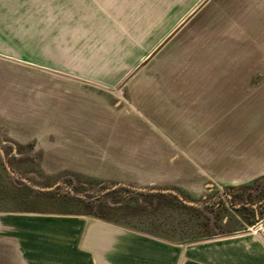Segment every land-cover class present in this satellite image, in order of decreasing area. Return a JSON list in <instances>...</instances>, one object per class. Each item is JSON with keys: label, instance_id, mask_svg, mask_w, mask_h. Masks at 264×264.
I'll return each instance as SVG.
<instances>
[{"label": "rangeland", "instance_id": "obj_1", "mask_svg": "<svg viewBox=\"0 0 264 264\" xmlns=\"http://www.w3.org/2000/svg\"><path fill=\"white\" fill-rule=\"evenodd\" d=\"M203 1L0 0V213L264 242V0H208L141 65Z\"/></svg>", "mask_w": 264, "mask_h": 264}, {"label": "crops", "instance_id": "obj_2", "mask_svg": "<svg viewBox=\"0 0 264 264\" xmlns=\"http://www.w3.org/2000/svg\"><path fill=\"white\" fill-rule=\"evenodd\" d=\"M245 236L179 243L96 218L0 213V264H264L263 240Z\"/></svg>", "mask_w": 264, "mask_h": 264}, {"label": "water", "instance_id": "obj_3", "mask_svg": "<svg viewBox=\"0 0 264 264\" xmlns=\"http://www.w3.org/2000/svg\"><path fill=\"white\" fill-rule=\"evenodd\" d=\"M208 0H204L171 34L170 36H168V38L166 40H164V42H162V44L154 51L152 52L145 60L144 62L141 64L142 66L146 65L153 57L154 55L202 8V6H204V4L207 2ZM0 153L2 156V160H3V164L5 169L7 170V172L15 177V175L13 174V172L11 171L8 163L5 160L4 157V153L3 151L0 149ZM20 181L23 182L26 186H28L29 188L35 190V191H39V192H49L52 191L58 184H55L52 187H37L32 185L28 180L20 178ZM122 186V184H119L117 186H114L112 188H109L108 190H113L116 187ZM133 190H137V191H142V192H149V193H157V194H165V195H172L175 196L179 202H181L183 205L185 206H189V207H193L196 206V204L189 202L187 200H185L184 198H182V196H180L178 193H176L175 191L172 190H158V189H143V188H134L132 187ZM228 198H230V195H227ZM262 203V202H260ZM252 208H254L255 210H257V205H251ZM255 230L260 231L263 233L264 235V224H259L257 227H255Z\"/></svg>", "mask_w": 264, "mask_h": 264}, {"label": "trees", "instance_id": "obj_4", "mask_svg": "<svg viewBox=\"0 0 264 264\" xmlns=\"http://www.w3.org/2000/svg\"><path fill=\"white\" fill-rule=\"evenodd\" d=\"M44 194V193H43ZM45 195V194H44ZM44 195H42V196H32V195H30V194H28V193H26L25 195H23V198H25V199H23V200H27V201H29V202H34V201H40V202H42L41 200H42V197H44ZM158 195V194H157ZM161 195V194H160ZM35 199V200H34ZM56 204L59 206V207H61V206H63V205H68V206H70V205H72L74 208H76V209H80V208H82V206L84 207V209H85V207H86V204L84 203V202H82V201H78L77 200V202H70V200H63L62 199V201L61 200H58V199H56ZM178 202V201H177ZM179 203V202H178ZM184 207V206H183ZM64 209L65 208H63V207H61V208H59V210H63L64 211ZM188 210H191L190 208H187ZM82 210H83V208H82ZM103 219H105V217H103ZM112 220V219H111Z\"/></svg>", "mask_w": 264, "mask_h": 264}]
</instances>
